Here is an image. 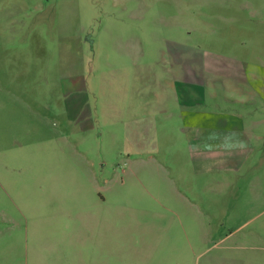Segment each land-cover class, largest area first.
Returning a JSON list of instances; mask_svg holds the SVG:
<instances>
[{
    "label": "rangeland",
    "instance_id": "obj_1",
    "mask_svg": "<svg viewBox=\"0 0 264 264\" xmlns=\"http://www.w3.org/2000/svg\"><path fill=\"white\" fill-rule=\"evenodd\" d=\"M244 71L264 0H0V264H264V144L217 160L183 121Z\"/></svg>",
    "mask_w": 264,
    "mask_h": 264
},
{
    "label": "crops",
    "instance_id": "obj_2",
    "mask_svg": "<svg viewBox=\"0 0 264 264\" xmlns=\"http://www.w3.org/2000/svg\"><path fill=\"white\" fill-rule=\"evenodd\" d=\"M245 72V71H244ZM183 85L197 86L200 78L182 75ZM244 93L243 99L237 101V107L232 110H196L188 118L183 116L184 124L194 130L193 142L197 151L209 154L215 159L227 158L229 163L236 164L241 156L252 158L257 156L261 145L264 144V97L260 95L264 88H256L247 72L241 73ZM181 79V76H179ZM193 78V79H190ZM185 90H187L184 87ZM194 97L186 99L185 104L199 107L206 105L196 93ZM187 102V103H186ZM185 109V107H184ZM185 112V110H184ZM185 114V113H184ZM183 114V115H184Z\"/></svg>",
    "mask_w": 264,
    "mask_h": 264
}]
</instances>
